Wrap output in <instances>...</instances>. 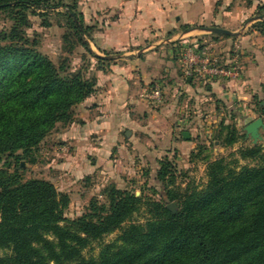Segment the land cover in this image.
I'll list each match as a JSON object with an SVG mask.
<instances>
[{
    "label": "trees",
    "instance_id": "1",
    "mask_svg": "<svg viewBox=\"0 0 264 264\" xmlns=\"http://www.w3.org/2000/svg\"><path fill=\"white\" fill-rule=\"evenodd\" d=\"M76 2L0 0V12L14 22L0 44V264H264L261 146L238 150L243 160H259L256 167L239 165V158L209 161L208 183L201 190L168 189L174 182L173 162L162 159L158 178L168 189V203L177 204L175 213L165 201L144 200L111 183L101 193L105 203L94 198L87 212L69 219L68 194L49 181L25 179L22 162H36L43 141L58 124L74 122L76 107L97 85L96 76L73 72L66 63L58 66L41 54L37 41L28 38L30 17L38 10L45 16L66 8L78 43L102 67L109 61L92 52L84 39L87 30L78 23ZM257 11L263 20L254 28L264 34V3ZM193 28L184 25L182 30ZM255 110L264 118L262 101H256ZM239 138L235 127L221 123L214 139L231 147ZM144 205L150 213L147 222L123 228ZM121 229L118 240L103 246L97 258L84 257L94 241Z\"/></svg>",
    "mask_w": 264,
    "mask_h": 264
},
{
    "label": "crops",
    "instance_id": "2",
    "mask_svg": "<svg viewBox=\"0 0 264 264\" xmlns=\"http://www.w3.org/2000/svg\"><path fill=\"white\" fill-rule=\"evenodd\" d=\"M219 1L137 0V4L145 9H161L158 21L152 19V24L144 17L139 19L135 16L136 23L132 24L126 17L127 22L120 23L119 35L108 37L109 49L125 53L117 59L107 61L104 65L106 71L98 72L97 90L86 103L80 105L81 121L74 122L69 135V140L76 149L78 162L83 155L92 156L87 175L97 172L110 178L122 179L127 174H136L146 163H150L149 167H152L157 162L156 149L164 142L179 149L183 155H188L196 147L193 131H199L200 128L191 113L182 114L176 119L174 117L164 125L155 123L158 115L152 108H141L143 101H146L142 95L147 87L143 86L159 76L160 68L167 67V72L171 69L170 88L173 93H187L196 97L201 104L211 102L210 106L215 107L216 112L210 118L215 116L221 119L218 109L220 105L248 123L261 117L255 112V105L256 101L264 103V34L254 28V25L261 21L254 18L258 15V6L263 4L264 0H248L247 5L245 0H221L218 3ZM180 10L183 15L176 13ZM174 17L175 21L172 20ZM196 23L203 26L207 23L206 27L224 28L239 34L230 36L231 38L223 37L225 35L215 38L209 33L198 35L194 33L198 29L193 26ZM181 25L195 28L183 31L180 30ZM152 26L156 28L155 33L151 31ZM165 32H169V41L190 33L191 39L186 40V43L194 48L205 46L209 41V46L216 50L226 45V50H232L230 57L224 61L215 55L222 63L236 59L238 51L239 57L236 60L241 69V76L233 80L210 81L198 77L197 74L184 78L185 72L179 62L176 65L179 69L175 67L174 62L169 65H158L155 62L156 52L152 50L157 42L146 44L137 51L130 50L131 47L141 46L146 40L151 41L152 38H157L159 33ZM205 84L204 94L202 86ZM184 132H190L191 138L185 139ZM199 132L203 130L200 129Z\"/></svg>",
    "mask_w": 264,
    "mask_h": 264
},
{
    "label": "rangeland",
    "instance_id": "3",
    "mask_svg": "<svg viewBox=\"0 0 264 264\" xmlns=\"http://www.w3.org/2000/svg\"><path fill=\"white\" fill-rule=\"evenodd\" d=\"M245 1L247 5L248 0ZM76 3L77 5L74 11L77 14L78 23H82L83 27L87 30L86 35L83 37L89 42L92 51L98 55L114 57V59L119 58L125 51L109 49L107 40L110 35H119L121 32L120 23H126L127 20L125 18L127 17L132 24H135L136 16L139 19L144 17L146 21L153 24L154 21L152 19L158 21V13L162 11L159 8H153V10L145 9L142 5L137 4V0H77ZM36 12L37 14L30 17L31 27L27 29L28 38L31 41H37L38 50L41 54L43 53L48 56L54 64L60 66L61 63H66L73 72L82 71L87 76H96L97 88L99 83L97 74L102 70L106 71L104 68L106 64H103L102 67L98 63V60L88 53L78 43L77 38L72 35L68 18L65 15L67 9H53L45 16L40 15V13H43L40 10ZM176 13L183 15L182 10ZM177 14H175V17ZM123 15L125 16L122 20ZM175 17L172 20L175 21ZM13 24L14 22L6 13L0 12V44H4L1 35L9 32ZM204 25L194 24L193 26L198 27L194 33L198 35L207 33L199 29L206 27L208 24L205 23ZM183 26L181 25L180 30H182ZM155 29L154 26L151 27L153 33L156 32ZM189 34L187 33L183 37H178L174 41H169V32L159 33L157 38H152L153 40L151 41L146 40L141 46L131 47L130 50H140L146 44L148 45L155 41L157 45L152 50L156 52L155 62L158 65H167V63L169 65L170 62H174L175 67L179 62L180 67L185 71L184 60H186V49L188 47L186 40L191 39L189 38ZM210 44L211 41L205 44V46L210 47V51L218 55L222 60L225 61L232 55L231 49H225L227 47L226 45L216 50V48L209 46ZM176 68L179 69L178 67ZM166 69L167 67L160 68L159 76L143 86L148 89H154L155 87L161 88L163 93L162 100L156 104H149L147 101H143L141 108H152L158 115L155 118V123H162L164 125H167L169 120L171 121L174 117L176 119V117H180L182 114L191 113L196 119V125L203 132H199L200 129L199 131H193V140H196L197 145L188 155H183L179 149L173 148L167 145V142H164V144L156 149L157 162L152 167H149L151 166L150 163H146V166L141 170L138 169V173L136 172V174L134 172L129 175L127 174L122 179L110 178L97 172L87 175L90 169L89 166L92 164V156L90 154L83 155L78 162L76 160V149L72 146L71 140H69L70 131L74 122L81 121L79 111L82 106L80 104L75 109L74 122L66 126L58 124L53 132L43 141L35 153L34 158L36 162H22V165L24 164L27 170L26 180L43 179L49 181L61 193L69 195L70 205L66 211L67 218L76 219L82 216L87 212L90 202L94 198H98L102 203H105V198L101 193L111 183L116 184L121 189L133 190L137 196L142 194L144 200L165 201L168 205L170 204L168 203V198H166L168 189H175V191L182 192L188 189L201 190L206 187L208 183L206 165H208L209 161L224 158L227 162H231L239 158V165H248L251 167L260 165L259 160H243L238 154V150L241 148L254 147L252 141L246 138L244 130L248 121H244V119L240 120L237 115L231 113L232 111L230 109L226 110V107L223 105L218 106L221 119L218 117L215 118V116H212L213 119L210 118L216 112L214 110L215 107L210 106L211 102L201 104L196 97H192L187 93L183 95L179 94L180 91L176 94L173 93L170 88L172 85L170 81L171 69L169 72ZM183 77L187 78L189 76L184 73ZM198 77L202 78L200 75ZM205 86L206 84L202 86L204 94L206 93ZM184 95L187 96L184 97ZM86 101L83 103H86ZM242 109L244 110V108ZM205 118H210V120H205ZM221 123H224L226 126H233L238 130L240 138L234 146L224 147L220 144V141L214 139ZM169 125L172 127V122ZM257 146H261L264 152V141H260ZM166 157L173 162L172 174L174 176V182L173 184H169L168 189H166L164 183L158 178L160 169L159 162ZM3 164L1 163L0 166H3ZM137 165L139 164L137 163ZM149 218L150 213L148 212L147 206L144 205L130 222H126L123 225V228L128 227L131 223L145 224ZM121 233L122 229L105 236L101 240L94 241L83 251L84 257L87 259L97 258L103 246L116 242Z\"/></svg>",
    "mask_w": 264,
    "mask_h": 264
},
{
    "label": "built area",
    "instance_id": "4",
    "mask_svg": "<svg viewBox=\"0 0 264 264\" xmlns=\"http://www.w3.org/2000/svg\"><path fill=\"white\" fill-rule=\"evenodd\" d=\"M236 59L239 52H236ZM232 59L229 62L222 61L210 51V47L203 46L201 49L188 46L186 49L185 74L191 76L196 73L205 80H233L241 76V69L237 64V60ZM162 89L155 87L154 89H146L142 97L149 104H156L162 100Z\"/></svg>",
    "mask_w": 264,
    "mask_h": 264
},
{
    "label": "water",
    "instance_id": "5",
    "mask_svg": "<svg viewBox=\"0 0 264 264\" xmlns=\"http://www.w3.org/2000/svg\"><path fill=\"white\" fill-rule=\"evenodd\" d=\"M254 20H263V17L260 15H257L254 18ZM200 30L205 31L209 34H217V35H225V36H237L239 34L231 30L219 28V27H206V28H201ZM98 56L104 58L105 60H109V61L114 59V57H110V56H102V55H98ZM244 130L246 133V138H249L252 141V144L254 146H257L260 141H264V118L258 117L252 120L250 123L246 125ZM183 137L185 139H190L191 133L184 132ZM167 208L173 213H175L177 210V204L170 203L167 205Z\"/></svg>",
    "mask_w": 264,
    "mask_h": 264
}]
</instances>
